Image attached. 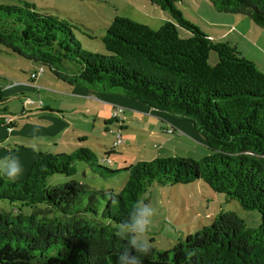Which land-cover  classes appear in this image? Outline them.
Listing matches in <instances>:
<instances>
[{
    "label": "trees",
    "instance_id": "1",
    "mask_svg": "<svg viewBox=\"0 0 264 264\" xmlns=\"http://www.w3.org/2000/svg\"><path fill=\"white\" fill-rule=\"evenodd\" d=\"M148 1L167 13V20L152 30L114 18L102 37L110 55L83 50L70 22L27 1L0 5V50L37 63L44 72L47 67L69 85L120 93L180 115L203 136L212 154L200 161L155 158L117 170L100 165L84 146L69 154L39 151L22 180L9 181L0 174V201L32 210L0 211V264H119L118 253L126 243L117 236L120 223L148 188L199 180L245 210L259 211V226L248 227L236 213L221 211L170 249L151 244L142 264H264V72L235 45L213 40L186 19L179 4L199 0ZM208 1L216 11L247 17L264 30V0ZM180 28L190 36L182 37ZM212 52L218 57L214 65L209 62ZM64 61L79 64L78 73L64 72ZM35 79L30 77L29 83ZM6 100L0 84V105ZM116 107L122 106L112 109ZM9 114L0 108V125L7 129L17 126L14 119L7 122ZM113 122L120 120L105 124ZM78 161L105 179L127 173V181L118 192L74 179L46 184L54 175L73 177ZM112 193L119 195L116 206L106 195Z\"/></svg>",
    "mask_w": 264,
    "mask_h": 264
},
{
    "label": "rangeland",
    "instance_id": "2",
    "mask_svg": "<svg viewBox=\"0 0 264 264\" xmlns=\"http://www.w3.org/2000/svg\"><path fill=\"white\" fill-rule=\"evenodd\" d=\"M23 1L70 22L75 27L73 33L81 48L100 55H110L102 37L114 18H128L152 30H158L167 20V13L148 0H0V5L20 6L24 4ZM179 6L187 20L199 26L203 32L214 35L216 41L228 40L220 37L226 31L241 39L237 31L231 29L229 16L233 15L216 11L210 1H189ZM247 20L253 24L249 18ZM256 28L264 32L261 27ZM179 30L182 37L190 36L189 32L181 28ZM88 32L93 35L92 38L86 34ZM240 45H245L243 38ZM217 60V54L212 52L210 64L214 65ZM38 67L37 63L0 50V84L7 98L0 108L6 107L9 116L17 123L11 129L0 125V159L19 156L18 160L24 168V160L29 156L25 153L30 152L32 145L37 148L36 153L69 154L81 147H76L75 142L84 137L87 140L82 145L95 153L99 164L117 170L155 158L200 161L212 154L203 136L191 122L180 115L155 110L130 98L124 97L119 104L123 108L119 114L120 122L107 126L105 121L113 120V102H105L102 96L123 95L98 92L96 94L101 97L100 100L94 95L80 97L83 95H75L76 87L57 80L47 67L42 76L28 83L30 74ZM79 67L74 61H64L62 70L77 74ZM77 88L78 91L85 90ZM27 98L33 99L35 103L25 105L24 100ZM39 102L42 105H38ZM118 133L121 134V144L113 148ZM39 136H44L45 140H40ZM49 137L57 140V146ZM75 166L77 173L73 177L54 175L47 179L46 184L54 186L74 179L93 189L118 192L128 178L127 173H121L105 179L84 162L78 161ZM1 175L9 180L7 176ZM24 177L20 176L15 181ZM141 200L154 209L147 237L157 250L172 248L189 234L209 225L221 211L236 213L251 228L258 227L261 222L259 211L245 210L237 200H228L224 194L214 192L203 180L187 185L162 186L154 183L141 196ZM20 207L24 213L32 212L20 203L0 201V211L14 212Z\"/></svg>",
    "mask_w": 264,
    "mask_h": 264
},
{
    "label": "clouds",
    "instance_id": "3",
    "mask_svg": "<svg viewBox=\"0 0 264 264\" xmlns=\"http://www.w3.org/2000/svg\"><path fill=\"white\" fill-rule=\"evenodd\" d=\"M23 167L18 158L6 156L0 159V174L7 176L11 181L17 180L23 174ZM113 206L119 202L116 193L106 194ZM154 209L150 204L138 200L132 205L128 218L120 223L117 236L126 241L122 251L118 253L119 264H142L141 257L151 253V244L147 234L150 231L151 218Z\"/></svg>",
    "mask_w": 264,
    "mask_h": 264
},
{
    "label": "crops",
    "instance_id": "4",
    "mask_svg": "<svg viewBox=\"0 0 264 264\" xmlns=\"http://www.w3.org/2000/svg\"><path fill=\"white\" fill-rule=\"evenodd\" d=\"M229 15H233V16H229L230 18V24H231V29H234L237 31L238 35L241 36V39L243 38L245 45L242 46L240 45V41L238 37L232 33H230V31H226L224 34H222L220 37L224 38H228V42L234 44L237 49L240 51V53L242 54V56H244L245 58L256 62L260 68L264 71V32H261L260 30H258L256 28V26H253V24L251 25L250 22H248V18L244 17V16H239V15H234V14H229ZM243 17V18H241ZM246 27V28H245ZM210 34V33H208ZM212 35V34H211ZM212 39L216 41V37L214 35H212ZM40 67V66H39ZM29 83V81H28ZM72 86V85H71ZM76 87V86H73ZM78 88L76 87L75 95H83L80 97H91V95H94L95 98H97L98 100H100V98L98 97V95L96 93L98 92H94V91H88V89L86 88H82L85 90H77ZM79 92V93H77ZM100 94H104V93H100ZM126 98V97H125ZM102 99L105 102H113L112 108L114 105H119L121 104V100L124 99V96H116L114 97L113 94H108L107 96L104 94L102 96ZM121 106V105H120ZM112 114V112H111ZM10 118V117H8ZM13 119V118H11ZM121 123H123V121H121ZM4 128H6L4 125H1ZM36 128H38L39 126H35ZM34 127V128H35ZM122 128V127H121ZM7 129V128H6ZM44 136H39L40 140L44 141L45 138H43ZM86 138V137H84ZM49 139L51 141H54L53 137H49ZM87 139H81L78 138L77 142H75V146H83L82 144H84L86 142ZM56 142L54 145L57 146V140L55 139ZM40 145V144H39ZM49 145V144H48ZM36 149L34 147V145L31 146L30 148V152H27L25 154H29V156L27 157L26 160H24V168H23V174L21 176H25L26 173L28 172L30 166L32 165V162L35 161L37 154L36 153ZM19 158V156H17ZM23 157V156H21ZM34 158V159H33ZM33 160V161H32Z\"/></svg>",
    "mask_w": 264,
    "mask_h": 264
},
{
    "label": "built area",
    "instance_id": "5",
    "mask_svg": "<svg viewBox=\"0 0 264 264\" xmlns=\"http://www.w3.org/2000/svg\"><path fill=\"white\" fill-rule=\"evenodd\" d=\"M43 74H44V67H43V66H40V67L37 69L36 72H34V73H32V74L30 75V77H31V79H35V78H37L38 76L43 75ZM34 103H35V101H34L33 99H31V98H27V99L25 100V105H28V104H34ZM38 105H42V102H39ZM122 112H123V108H122V107H116V108L113 109L111 116H112L113 118H117V119H119V118H120L119 114L122 113ZM10 121H11V119L8 118V119H7V122H10ZM110 132H112V131L110 130ZM120 144H121V134L118 133V134L116 135V138H115L114 147H118Z\"/></svg>",
    "mask_w": 264,
    "mask_h": 264
}]
</instances>
